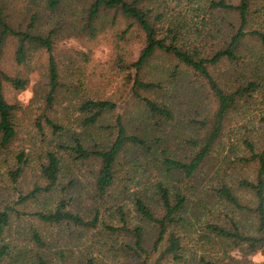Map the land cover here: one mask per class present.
<instances>
[{"label":"rangeland","instance_id":"1","mask_svg":"<svg viewBox=\"0 0 264 264\" xmlns=\"http://www.w3.org/2000/svg\"><path fill=\"white\" fill-rule=\"evenodd\" d=\"M47 1L2 0L7 21L12 27L25 30L32 16H36L37 32L43 36L50 32L53 34L52 56L59 88L52 103H47L49 54L44 49L29 46L25 62L17 65L14 60L16 42L12 39L6 42L0 70L9 77L26 80L27 84L23 90L3 84L6 103L15 107V136L6 149L0 148V207L11 206L20 194L25 195L35 184H40V165L45 162L46 152H54L61 159L57 188L36 202L18 207L22 213L52 210L59 198L65 197L72 198L71 209L85 213L87 217L95 207L99 208L104 222L111 225L117 224L114 214L117 206H124L132 223H136L132 194H145V199L156 207L153 185L161 182L172 192L179 191L187 198L183 214L185 221L175 230L182 236L184 247L177 264H197L204 254L218 253L222 256L224 252L240 264H264L263 250L254 254H246L239 248L231 251V243L225 246V241L209 236L205 229L209 222L218 221L224 226L229 218H233L239 222L243 232H253L254 218L230 208L217 197L215 189L226 185L243 205L254 206L252 195L241 190L239 183L243 180L251 182L255 177L254 166L241 160L249 156L243 142L262 139L264 63L257 69L247 58L239 66L222 62L209 67L222 88L228 89L251 77L257 80L259 87L250 100H242L238 109L229 115L222 138L197 175L188 179L181 173L168 172L160 165V160L188 162L195 154L193 144L199 138L194 123L210 117L215 110V101L206 82L172 57L156 53L139 77L144 82L160 84L161 88L141 90L139 95L167 106L172 120L167 123L149 120L143 103L134 96L135 71L125 68L137 60L143 48L142 31L137 26L127 30L131 22L108 11L96 21L95 35L91 37L81 30L91 0H62L55 10L49 9ZM210 1L158 0L145 7L150 10L151 20L161 37H166L168 43L172 40L168 30L175 29L177 45L209 55L225 41L231 27L235 26L234 19L227 14L211 13L207 9ZM253 12L250 28L264 32V0L255 2ZM87 101H108L114 104L115 109L104 114L95 125L85 127L83 120L86 116L79 112V107ZM117 119L121 120L127 136L145 138L153 149L147 153L127 145L118 158L117 176L111 193L104 199H98L92 176L97 170V162L74 161L62 146L71 145V140L79 137L86 148L103 149L116 137ZM50 123L59 129L54 130ZM18 155H23L26 163L20 178L12 183L7 172L15 167ZM31 227L39 232L45 244L41 250L34 243L23 240ZM2 239L16 248L12 261L5 260L2 264L30 261L29 256L35 251L42 253L46 264H86L91 259L95 264H125L130 260L125 253V244L129 240L109 235L99 227L85 231L66 226H44L30 217L13 218L11 229ZM145 239L151 248L153 231L147 230Z\"/></svg>","mask_w":264,"mask_h":264},{"label":"trees","instance_id":"2","mask_svg":"<svg viewBox=\"0 0 264 264\" xmlns=\"http://www.w3.org/2000/svg\"><path fill=\"white\" fill-rule=\"evenodd\" d=\"M158 0H91L85 11L82 31L91 37L95 35V24L103 12L113 11L117 16L130 21L127 30L137 26L144 34V44L135 62L126 65L125 68L135 71L133 92L138 101L143 103L147 118L160 122H171L172 113L167 106L160 105L148 98L139 95V91L160 90V84L144 82L139 74L148 65L154 55L158 52L172 57L179 64L193 71L207 84L209 91L215 101V110L210 117H205L194 124L198 130V142H194L196 152L188 162L170 159H161L160 165L168 172H178L186 178H193L201 170L214 147L223 136L224 125L229 115L235 112L242 100H250L259 87L257 80L252 77L241 83H236L228 89L222 88L209 71L222 62L239 66L247 58L253 62L257 69L264 63V32L259 29L250 28L251 15L254 14L253 7L257 0H212L207 9L212 13L222 12L234 19L235 26L225 41L209 55L198 50H190L185 45L176 44L178 36L175 29H169L172 35L170 43L161 33L155 23L151 20V12L146 4ZM62 0H48L50 10H55ZM262 11V10H257ZM159 19V18H158ZM36 16H32L25 30L12 27L7 21L5 7L0 0V60L6 42L12 39L16 42L14 60L17 65L25 62L29 46L44 49L49 54L48 59V93L46 102L52 103L59 88L58 73L54 58L52 56V33L46 36L39 34L35 26ZM126 30V31H127ZM258 55V56H257ZM264 69V65H262ZM8 83L16 90H23L27 84L26 80L17 77H9L0 70V148L6 149L15 136L13 124L14 106L6 103L3 96V84ZM115 106L108 101H87L79 107V112L86 116L83 120L85 127H91L107 112L113 111ZM54 130L59 127L50 123ZM262 139L261 141L246 140L243 142L248 152V158L241 162L252 164L255 168L254 180L249 182L243 180L239 188L253 197L254 206L243 205L236 193L228 186L222 185L215 189V194L235 211L245 212L252 216L255 225L252 233L241 230L238 221L229 218L224 226L221 222H209L206 224V232L214 238L225 241L227 246L231 243L229 250L239 248L246 254H254L263 250L264 254V118L261 119ZM117 134L114 141L103 149L86 148L79 137L71 140V145H63L62 149L68 152L69 157L81 163L97 162V170L93 173V186L95 197L106 198L115 184L117 170L116 164L119 156L127 145L140 148L151 153L152 144L145 138L127 136L120 119L116 120ZM159 142V141H157ZM159 161V159H158ZM26 159L18 155L15 167L8 170L7 176L12 183H16L23 173ZM61 173V159L54 152H46L45 162L40 165V184H35L33 189L25 195H19L17 200L10 206L0 207V264L5 260L12 261L15 246L4 241V234L11 229L12 220L30 217L44 226L74 228L79 230H95L98 227L109 235H119L129 240L125 244V253L130 260L125 264H177L183 251L182 236L175 230L184 221L183 216L187 198L184 194L172 192L163 186L161 182L153 185V197L157 205L152 207L145 199V194H132V211L136 223H132L124 206H117L115 215L117 224L111 225L104 222L99 208L95 207L89 217L85 213H79L72 208V198L60 197L54 209L36 211L31 214L22 213L17 209L28 202H36L39 197L50 195L58 186ZM147 230L153 231L154 240L151 248L147 245L145 234ZM28 243H34L38 250L45 247L39 232L31 227L25 232L23 239ZM162 248L160 249V246ZM243 246L244 249L241 247ZM241 247V248H240ZM150 248V249H149ZM213 249V248H212ZM210 249V250H212ZM209 250V251H210ZM30 261L21 260L20 264H46V260L40 251H35L29 256ZM86 264H95L93 259ZM197 264H240L229 254L224 252L204 254L199 258Z\"/></svg>","mask_w":264,"mask_h":264}]
</instances>
